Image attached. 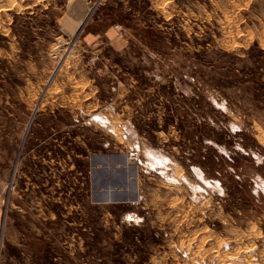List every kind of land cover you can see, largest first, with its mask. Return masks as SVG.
<instances>
[{"label": "rangeland", "instance_id": "rangeland-1", "mask_svg": "<svg viewBox=\"0 0 264 264\" xmlns=\"http://www.w3.org/2000/svg\"><path fill=\"white\" fill-rule=\"evenodd\" d=\"M0 264H264V0H0Z\"/></svg>", "mask_w": 264, "mask_h": 264}, {"label": "built area", "instance_id": "built-area-1", "mask_svg": "<svg viewBox=\"0 0 264 264\" xmlns=\"http://www.w3.org/2000/svg\"><path fill=\"white\" fill-rule=\"evenodd\" d=\"M129 158H130L131 160H137V159H138V153L135 152V151H131V152L129 153Z\"/></svg>", "mask_w": 264, "mask_h": 264}]
</instances>
